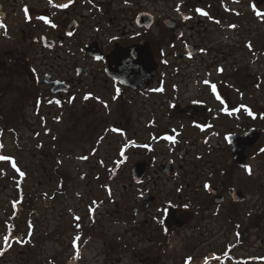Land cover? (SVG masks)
Wrapping results in <instances>:
<instances>
[{
	"label": "rangeland",
	"instance_id": "374dc122",
	"mask_svg": "<svg viewBox=\"0 0 264 264\" xmlns=\"http://www.w3.org/2000/svg\"><path fill=\"white\" fill-rule=\"evenodd\" d=\"M180 1L158 0V6L166 8L167 5L165 13H168L172 2ZM247 1L232 5L242 11L240 16L231 13L216 16L212 6L210 15L215 23H218L217 17L220 24L208 27L204 38L220 41L216 54L218 63L225 68L223 75L229 76L228 81H234L230 74L235 75L234 86L244 92L243 101L252 103L256 110L252 126L259 133V139L246 152L253 173L245 176L242 169H235L232 175L235 184L242 185L249 177L248 180L257 185L249 190L247 201L236 211L242 222L241 230L248 239L241 245L235 244L236 234L226 219V206L211 208L210 213L215 211L218 215L213 221L203 222L207 233L197 234L193 241L197 248L188 252L193 253L192 264H206L205 260L212 257L211 264H264L259 260L264 258V191L259 189L264 188L258 187L264 184V151L257 149L264 147V0H250L255 10L252 6L249 9ZM25 2L39 10L45 5L40 0ZM19 6L13 0H0L5 15L3 28L9 30L5 36H0V56L13 54L17 62L12 87L3 95L0 93V100H6L4 106L12 105L8 109L10 121L2 122L0 118V157L9 158L0 159V246L4 243L6 251H2L0 264H138L140 257L146 259L148 256L138 257L130 249L122 252L124 245L136 247L140 244L134 235L136 232L129 230L137 218L131 213L134 199L145 184L162 199L175 181L160 179L154 186L151 177L140 184L131 179L129 167L140 152L143 154L135 149L137 141L134 140L145 135L135 124L133 110L122 118L125 133L116 135L104 126L74 122L76 116L71 115L70 105L56 104L57 96H51L54 93H49L42 75L51 72L65 79L76 78L75 63L91 64L81 50L85 33L77 29L76 41L56 45L46 54L37 39L34 43L24 42L21 30L26 24ZM215 6H219V2ZM81 14L86 16L85 12ZM232 22L236 28H231ZM40 27L33 28L34 34L42 30ZM10 66L14 67V60ZM78 90L71 91L77 93ZM39 92L43 94L41 102L35 101ZM75 99L80 100V96ZM4 106L0 105L2 109ZM86 110H81L83 115ZM99 113L95 122L105 115L102 110ZM99 134L106 138L97 145ZM126 142H131L132 147L127 158L122 160L116 150ZM250 153L255 158H251ZM227 158L224 151L223 159ZM119 162L113 173L112 169ZM60 181L62 188H59ZM19 196H23V203L16 206ZM252 218H256L255 225L250 221ZM126 219H133V222H125ZM10 232L14 235L9 237ZM77 247H80L79 252ZM224 251L228 257L226 261H216L215 256H221Z\"/></svg>",
	"mask_w": 264,
	"mask_h": 264
},
{
	"label": "flooded vegetation",
	"instance_id": "af4514ba",
	"mask_svg": "<svg viewBox=\"0 0 264 264\" xmlns=\"http://www.w3.org/2000/svg\"><path fill=\"white\" fill-rule=\"evenodd\" d=\"M25 1L13 0L18 6L21 3L19 8L26 24L21 30L24 42L34 43L36 39L41 42L45 37L54 41L55 47L68 45L69 41H76L77 29H80L85 33L83 46L89 45L96 53V56L84 55L91 64H74L76 78L43 73L42 82L49 93L53 86L48 84L50 80L62 81L67 87L66 91L51 95L57 96L56 104L70 105L71 115L76 116L74 122L104 126L116 135L125 133L122 118L133 110L135 124L145 135L134 140L137 141L135 149L143 154L139 153L129 171L136 163H145L147 173L143 180L151 177L154 186L160 179L175 181L162 199L156 191L143 185V191L131 207L132 215L137 218L129 230L136 232L138 245H144H124L122 252L130 249L138 257L146 254L148 257H140L138 264H192L193 253L188 252L197 248L193 243L197 234L207 233L203 222L213 221L218 215L215 211L210 213L211 208L226 206L225 216L233 228L234 221L240 220L237 207L247 201L248 192L254 187L249 177L242 185L235 184L232 178L235 169H242L245 176L253 173L246 155L251 147L245 148V160L238 166L228 139L255 131L252 122L256 110L252 103L243 101L244 92L234 86L235 75L230 74L234 81H228L229 76L223 75L225 68L218 63L216 54L220 41L204 38L208 27L220 24L217 17L218 23H215L210 15L212 6L216 16L242 14L232 5H240L243 0H218L219 6H215L216 0H182L172 2L168 13H165L168 6L160 8L158 0H40L45 4L40 10ZM247 2L250 9V0ZM62 4L68 6L58 7ZM78 9H82L79 14ZM4 19L0 8V25ZM39 26L42 30L34 34L33 28ZM4 31L0 26V36ZM139 46L149 49L154 74L149 81L140 80L136 87H130L107 69L114 53ZM43 50L47 54L54 49ZM13 60V54L0 56L1 95L12 87L14 67L10 64ZM80 86L84 87L80 89ZM77 89V93H72L71 90ZM78 95L80 100L75 99ZM42 96L40 92L36 94L35 101L41 102ZM5 104L6 100H0L1 106ZM10 106L8 103L5 108L0 107L2 122L10 121ZM82 109H87L84 115ZM101 110L105 115L95 122ZM96 138L95 143L99 145L106 135L99 134ZM130 143L121 144L116 150L122 160L127 158ZM224 151L227 160L223 159ZM250 156L255 158L252 153ZM120 162L112 169L113 173ZM231 190L240 191L244 200L234 201ZM218 198L220 202L216 201ZM127 221L133 222V219ZM205 261L211 264L214 260L212 257Z\"/></svg>",
	"mask_w": 264,
	"mask_h": 264
},
{
	"label": "water",
	"instance_id": "95a60500",
	"mask_svg": "<svg viewBox=\"0 0 264 264\" xmlns=\"http://www.w3.org/2000/svg\"><path fill=\"white\" fill-rule=\"evenodd\" d=\"M51 44L52 43L48 41V43H44V46L51 48ZM85 52L90 55H95L94 49L90 47H87ZM149 56L150 51L144 46L124 49L121 52L113 54L112 64L109 65L107 70L109 74L120 79L127 86L136 87L135 84L138 81H149L154 74V67L152 65L153 63L152 60L149 59ZM48 83H53V88L51 89L52 93L67 90L64 82L50 80ZM258 134V132H251L240 137L228 139L232 145V153L237 165L242 166L245 159L244 150L246 147L252 146L259 139ZM145 173L146 164L144 163L135 164L130 170V176L134 183L140 182ZM230 195L234 201L244 200V196L240 191L231 190ZM216 201L220 202V198L216 199Z\"/></svg>",
	"mask_w": 264,
	"mask_h": 264
},
{
	"label": "trees",
	"instance_id": "16d2710c",
	"mask_svg": "<svg viewBox=\"0 0 264 264\" xmlns=\"http://www.w3.org/2000/svg\"><path fill=\"white\" fill-rule=\"evenodd\" d=\"M239 16H240V15H239ZM239 16H238V17H239ZM232 23L235 24V22H232ZM262 50L264 51V49H262ZM10 125L13 126L12 123H10ZM13 128H14V127H13ZM262 173L264 174V167H263V169H262ZM60 183H61V184H60L59 188H62L63 184H62L61 181H60ZM254 187L256 188L257 185H254ZM258 187H260V188H264V184H261V185L258 186ZM257 190H258V189H257ZM259 190L262 191V192L264 191L263 189H259ZM22 203H23V196H19V198L17 199V201L15 202V204H16V206H18V205H21ZM14 208L16 209V207H14ZM250 221L252 222V225H255V223H256V218H252ZM241 227H242V222H241V220L234 221V223H233V229H234V232H235L236 235H237V245H241L242 242H245V241H247V239H248V235L244 237V234H243V232H242V230H241ZM11 235H14V233L10 232L9 237H10ZM77 248L79 249L80 247H77ZM3 249H4V247H3ZM2 251H3V250H1L0 253H1ZM2 255H3V254L0 255V259H1Z\"/></svg>",
	"mask_w": 264,
	"mask_h": 264
},
{
	"label": "snow or ice",
	"instance_id": "6c2138e0",
	"mask_svg": "<svg viewBox=\"0 0 264 264\" xmlns=\"http://www.w3.org/2000/svg\"><path fill=\"white\" fill-rule=\"evenodd\" d=\"M50 2H51V0H50ZM126 2H127V0H126ZM67 6H68L67 4L58 5V7H62V8L67 7ZM25 12H27V9H25ZM197 12H200L202 15H207V13L203 12L201 9H197ZM41 19H44V18L41 17ZM0 26H3V25H0ZM53 27H55V25H53ZM232 27H234V25ZM206 83H207V81H206ZM87 98H88V96H85V99H87ZM249 115H252L251 111H249ZM0 147H2V145H0ZM261 151H264V149H261ZM0 159H9V158L8 157H0ZM13 166L15 167V165H13ZM21 175H23V173H21ZM4 240L7 241L8 240V237L5 236L4 237Z\"/></svg>",
	"mask_w": 264,
	"mask_h": 264
}]
</instances>
